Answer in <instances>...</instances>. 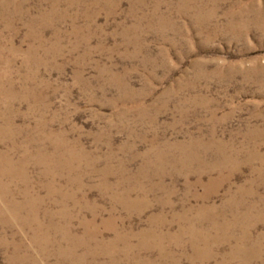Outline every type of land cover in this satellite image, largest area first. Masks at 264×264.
Returning a JSON list of instances; mask_svg holds the SVG:
<instances>
[{
	"label": "rangeland",
	"instance_id": "374dc122",
	"mask_svg": "<svg viewBox=\"0 0 264 264\" xmlns=\"http://www.w3.org/2000/svg\"><path fill=\"white\" fill-rule=\"evenodd\" d=\"M0 168V264L263 256L264 0H0Z\"/></svg>",
	"mask_w": 264,
	"mask_h": 264
},
{
	"label": "bare ground",
	"instance_id": "6f19581e",
	"mask_svg": "<svg viewBox=\"0 0 264 264\" xmlns=\"http://www.w3.org/2000/svg\"><path fill=\"white\" fill-rule=\"evenodd\" d=\"M46 139V138H45ZM53 147V146H52ZM58 147V146H57ZM46 148V147H45ZM44 149V148H43ZM59 149V148H58ZM18 150V149H17ZM55 150V149H54ZM52 151V150H51ZM59 151V150H58ZM62 152V151H61ZM38 153V152H37ZM41 153V152H40ZM55 153H56V150H55ZM59 153V152H58ZM67 153V152H66ZM36 154V153H35ZM51 154V153H50ZM49 154V155H50ZM53 154V153H52ZM60 154V153H59ZM27 155V154H26ZM65 155V154H64ZM69 155V154H68ZM54 156V155H53ZM66 156V155H65ZM3 157V156H2ZM26 157V156H25ZM36 157H38V156H36ZM40 157H41V155H40ZM49 157V156H48ZM64 157V156H63ZM62 157V158H63ZM71 157V156H70ZM7 158V157H6ZM30 158V157H29ZM42 158V157H41ZM40 158V159H41ZM44 158H45V156H44ZM65 158V157H64ZM63 158V159H64ZM9 159V158H8ZM39 159V161H41ZM49 159V158H48ZM71 159V158H70ZM24 160V159H23ZM29 160V159H28ZM31 160H33V159H31ZM55 160V159H54ZM57 160V159H56ZM55 160V161H56ZM45 161H46V159H45ZM44 161V162H45ZM51 161V160H50ZM71 161V160H70ZM2 162V161H1ZM54 162V161H53ZM62 162H64V161H62ZM18 163V162H17ZM21 163V162H20ZM23 163V162H22ZM51 163V162H50ZM53 164V163H52ZM59 164V163H58ZM60 164H61V161H60ZM23 165V164H22ZM43 165V164H42ZM5 166V165H4ZM14 166V165H13ZM19 165H17V167H18ZM51 166V165H50ZM55 166V165H54ZM2 167H3V165H2ZM53 167V166H52ZM51 167V168H52ZM59 167V166H58ZM67 167V166H66ZM6 168H7V166H6ZM16 168V167H15ZM50 168V169H51ZM1 169V168H0ZM12 169V168H11ZM10 169V170H11ZM18 169V168H17ZM20 169V168H19ZM58 169V168H57ZM63 169V168H62ZM208 169V168H207ZM2 170H4V169H2ZM54 170V169H53ZM65 170V169H64ZM6 171V170H5ZM20 171V170H19ZM1 172V171H0ZM55 172V171H54ZM3 173V172H2ZM57 173V172H56ZM16 175V174H15ZM20 175V174H19ZM57 175V174H56ZM10 176V175H9ZM52 176V175H51ZM58 176V175H57ZM55 177V176H54ZM53 178V177H52ZM12 179V178H11ZM1 188V187H0ZM57 190H58V188H57ZM56 191V190H55ZM126 199V198H125ZM33 201H34V199H33ZM9 202V201H8ZM8 204V203H7ZM28 204V203H27ZM13 206V208H14V206L15 205H12ZM11 207V206H10ZM21 208V207H20ZM18 211H20V209L18 210ZM18 211H15V212H18ZM33 212V211H32ZM35 213V212H34ZM202 215V214H201ZM246 218H247V216H246ZM94 220V219H93ZM35 222H36V220H35ZM36 224V223H35ZM245 224V223H244ZM37 226V225H36ZM42 227V226H41ZM213 227V226H212ZM245 227V226H244ZM39 228V227H38ZM55 228V227H54ZM188 228V227H187ZM40 229V228H39ZM45 230V229H44ZM47 230V229H46ZM194 230H196L195 228H193L192 226H190L189 227V229L187 230V231H190V232H193ZM66 231V230H65ZM186 231V230H185ZM68 232V231H67ZM244 232V231H243ZM44 233H46V232H44ZM116 234V233H115ZM122 234V233H121ZM120 234V235H121ZM125 234V233H124ZM143 234H145V233H143ZM142 234V235H143ZM188 234H191V236H194V239H192V246L194 247L193 249H196L197 247H196V244L195 243H197V242H200L201 244H202V246H203V249L202 250H207V246L210 244V243H216V241H212V242H210L209 241V239H208V237L207 236H209V235H206L205 233H188ZM43 235V234H42ZM153 235H154V233H153ZM118 236V235H117ZM126 236V235H125ZM136 236V235H135ZM45 237V236H44ZM86 237H87V241L86 242H88V241H90V240H92V238L86 233ZM115 237V236H114ZM148 237V236H147ZM128 238V237H127ZM211 238H213V237H211ZM217 238V237H216ZM90 239V240H89ZM121 239V238H120ZM148 239V238H147ZM48 240V239H47ZM82 241H84V239H81ZM94 240V239H93ZM119 240V239H118ZM127 240V239H126ZM224 240V239H223ZM228 241H229V239H227ZM232 240L235 242V246H234V248H233V251H232V254H236V253H239V252H241V251H244L243 253H242V255H243V257L242 258H240V261H239V264H252V262H256V260L255 259H257L258 261L260 260V259H263V260H261L259 263L260 264H264V255L263 256H261V255H259V250H258V248L256 247V246H258V243H257V240H254V238H253V236H252V233H239V237H235V236H233L232 235ZM259 240H261V241H264V236H261L260 237V239ZM148 241V240H147ZM225 241V240H224ZM68 242V241H67ZM86 242L85 243H83V244H86ZM103 242V241H102ZM121 242V241H120ZM155 242V241H154ZM157 242V241H156ZM110 243V242H109ZM126 243V242H125ZM144 244V243H143ZM104 245V244H103ZM111 245V244H110ZM157 245V244H156ZM204 245H206V246H204ZM69 246V245H68ZM105 246V245H104ZM127 247V246H126ZM156 247V246H155ZM65 248H67V247H65ZM102 248V247H101ZM103 249H104V247H103ZM106 250V249H105ZM253 250H255V251H253ZM74 251V250H73ZM102 251V250H101ZM112 252V251H111ZM62 253V252H61ZM60 253V254H61ZM90 253V252H89ZM93 253V252H92ZM68 254V253H67ZM91 254V253H90ZM85 255V254H84ZM71 256V255H70ZM75 256V255H74ZM198 257H200L199 259L201 260V264H207L209 261H210V259H212L213 257H207V256H205V254H203V253H198ZM76 258V257H75ZM82 258V257H81ZM80 258V259H81ZM71 259V258H70ZM80 259H79V261H80ZM71 261V260H70ZM82 261V260H81ZM73 262V261H72ZM216 264H232V260H229L228 262H226V261H220V262H218V263H216Z\"/></svg>",
	"mask_w": 264,
	"mask_h": 264
}]
</instances>
